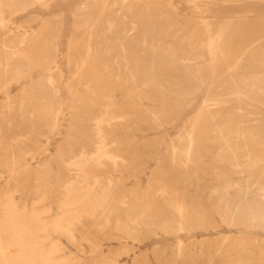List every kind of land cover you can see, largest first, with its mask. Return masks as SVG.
<instances>
[{
  "label": "rangeland",
  "instance_id": "obj_1",
  "mask_svg": "<svg viewBox=\"0 0 264 264\" xmlns=\"http://www.w3.org/2000/svg\"><path fill=\"white\" fill-rule=\"evenodd\" d=\"M18 2L0 3V59L11 41L20 66L7 87L9 101L0 94V194L47 227L62 214L79 213L60 205L66 190L85 195L90 212L79 215L69 235L48 228L45 248H56L49 264H264V226L215 210L227 182L249 181L252 191L264 185V90H246L254 75L264 79V0ZM205 24L212 27L210 48ZM39 81L48 104L40 114L22 113L30 111ZM248 199L258 201L254 192Z\"/></svg>",
  "mask_w": 264,
  "mask_h": 264
},
{
  "label": "bare ground",
  "instance_id": "obj_2",
  "mask_svg": "<svg viewBox=\"0 0 264 264\" xmlns=\"http://www.w3.org/2000/svg\"><path fill=\"white\" fill-rule=\"evenodd\" d=\"M122 1H124V0H122ZM239 1V0H238ZM22 2H25V1H22ZM191 2V1H190ZM0 3H5V4H18L19 2H18V0H0ZM26 3V2H25ZM114 3V2H113ZM112 3V4H113ZM32 5V4H31ZM131 6V5H130ZM128 7V6H127ZM111 8V7H110ZM129 8V7H128ZM127 9V8H126ZM129 11H130V9H128ZM127 10V11H128ZM121 11V10H120ZM130 14H128L127 13V16H129ZM123 19V18H122ZM138 20H141V19H138ZM200 21H201V19H199ZM204 20V19H203ZM106 21V20H105ZM123 21V20H122ZM160 22V21H159ZM205 22V21H204ZM111 23V22H110ZM203 23V22H202ZM122 24V23H121ZM113 25V24H112ZM133 26V25H132ZM175 26V25H174ZM205 26V32H207V36H208V46H209V48H210V46H212V44H213V38H212V36H211V28L207 25V24H205L204 25ZM109 27H111L110 25H109ZM130 27H131V25H130ZM141 27V26H140ZM153 27V26H152ZM197 27V26H196ZM151 28V27H150ZM156 28V27H155ZM195 28V27H194ZM109 29V28H108ZM124 29V28H123ZM130 30H131V28H129ZM182 29H183V27H182ZM196 29V28H195ZM73 31H75V30H73ZM107 31H109V30H107ZM148 31V30H147ZM159 31H161V30H159ZM179 31H180V29H179ZM178 31V32H179ZM193 31V30H192ZM195 31V30H194ZM198 31V30H197ZM50 32V31H49ZM78 32V31H77ZM92 32H93V30H92ZM162 32V31H161ZM217 32V31H216ZM108 33V32H107ZM123 33V32H122ZM132 33V32H131ZM159 33V32H158ZM193 33V32H192ZM215 33V32H214ZM51 34V33H50ZM157 34V33H156ZM216 34V33H215ZM147 35V34H146ZM145 35V36H146ZM178 35V34H177ZM205 35H206V33H205ZM76 36V35H75ZM98 36V35H97ZM97 36H95V37H97ZM100 36V35H99ZM98 36V37H99ZM116 36V35H115ZM144 36V37H145ZM168 36V35H167ZM166 36V37H167ZM46 37V36H45ZM110 37V36H109ZM124 37V36H123ZM142 37V36H141ZM148 37V36H147ZM196 37V36H195ZM79 38H80V36H79ZM112 37H110V39H111ZM122 38V37H121ZM154 38H157L156 36H153V39ZM168 38V37H167ZM173 38H174V36H173ZM189 39H190V41H191V38L190 37H188ZM192 38H194V37H192ZM206 38V37H205ZM113 39V38H112ZM115 39V38H114ZM118 39V38H117ZM175 39V38H174ZM104 40V39H103ZM102 40V41H103ZM146 40V39H145ZM150 40V39H149ZM193 40V39H192ZM94 41V40H93ZM107 41V40H106ZM110 41V40H109ZM112 41V44H113V40H111ZM116 41V40H115ZM114 41V42H115ZM143 41V40H142ZM157 41V40H156ZM187 41V40H186ZM98 42V41H97ZM155 42V41H154ZM160 42V41H159ZM192 42V41H191ZM194 42V41H193ZM20 43V42H19ZM92 43V42H91ZM106 43V42H105ZM122 43V42H121ZM142 43H144V42H142ZM107 44H108V41H107ZM111 44V43H110ZM118 44H119V42H118ZM158 44V43H157ZM187 44V43H186ZM189 44V43H188ZM100 45V44H99ZM153 45V44H152ZM165 45V44H164ZM192 45V44H191ZM200 45H201V43H200ZM199 45V46H200ZM203 45H207V44H204L203 43ZM93 46H94V44H93ZM93 46H89V48L90 47H93ZM110 46H112V45H110ZM109 46V47H110ZM193 46V45H192ZM192 46H187L188 48L189 47H192ZM198 46V47H199ZM214 46V45H213ZM95 47H97L96 45H95ZM105 47V46H104ZM118 47V46H117ZM123 47V46H122ZM127 47V46H126ZM153 47V46H152ZM151 47V48H152ZM162 47V46H161ZM88 48V47H87ZM125 47H123V49H124ZM128 48V47H127ZM170 48H172V47H170ZM202 48V47H201ZM205 48H207V47H205ZM92 49V48H91ZM93 49H94V47H93ZM99 49V48H98ZM144 49V48H143ZM153 49H154V47H153ZM187 49V48H186ZM193 49V48H192ZM2 53H3V55H2V58L0 59V66H5V69H4V71H2V70H0V94H2V95H4L6 98H7V100L9 101V96H8V91H9V89L7 88L8 87V85L11 83V82H13V81H17L18 80V78H17V76L19 75V73H20V66H19V64L16 62V58H17V54L19 53L18 51H17V49H16V46L14 45V43L13 42H11V41H5V43L3 44V47H2ZM95 50V49H94ZM107 51L109 50V49H106ZM112 50H114V48L112 49ZM172 50V49H171ZM102 51H104V50H102ZM110 51V50H109ZM141 51H143V50H141ZM178 51V50H177ZM184 51V50H183ZM214 51V50H213ZM114 52H115V50H114ZM122 52V51H121ZM128 52H130V51H128ZM132 52H133V50H132ZM192 52H195V50L194 51H192ZM87 53V52H86ZM95 53V52H94ZM111 53V52H110ZM109 52H108V54H110ZM116 53H118V52H116ZM138 53V52H137ZM143 53V52H142ZM44 54H46V53H44ZM48 54V53H47ZM107 54V53H106ZM121 54V53H120ZM126 54V53H125ZM184 54V53H183ZM191 54V53H190ZM189 54V55H190ZM219 54V53H218ZM21 55V54H20ZM49 55V54H48ZM118 55H119V53H118ZM40 56V55H39ZM38 56V57H39ZM93 56V55H92ZM127 56V55H126ZM201 56V55H200ZM220 56V55H219ZM20 57H23L22 55L21 56H19V58ZM41 57V56H40ZM39 57V58H40ZM104 57V56H103ZM102 57V58H103ZM114 57H115V54H114ZM118 58H119V56H117ZM128 57V56H127ZM196 57H197V55H196ZM46 58H47V56H46ZM45 58V59H46ZM96 58V57H95ZM106 58H107V56H106ZM113 58V57H112ZM111 58V59H112ZM116 58V57H115ZM159 58H160V56H159ZM181 58V57H180ZM189 58V57H188ZM198 58V57H197ZM253 58H255V57H253ZM43 59V58H42ZM161 59V58H160ZM199 59V58H198ZM208 59H210V58H208ZM256 59V58H255ZM259 59V58H258ZM52 60V59H51ZM99 60V59H98ZM119 60V59H118ZM120 60H121V56H120ZM123 60H125V59H123ZM40 61V60H39ZM183 61V60H182ZM181 61V62H182ZM210 61V60H209ZM9 62H12V65H10L9 64ZM46 62V61H45ZM48 62V61H47ZM99 62V61H98ZM104 62V61H103ZM112 62H113V60H112ZM121 62V61H120ZM122 62H124V61H122ZM126 62V61H125ZM162 62V61H161ZM184 62V61H183ZM260 62V61H259ZM100 63V62H99ZM116 63V62H115ZM114 63V64H115ZM117 63L119 64V62L117 61ZM116 63V64H117ZM185 63V62H184ZM257 63V62H256ZM96 64V63H95ZM101 64V63H100ZM115 64V65H116ZM123 64H125V63H123ZM155 64V63H154ZM161 64V63H160ZM259 64V63H258ZM10 65V66H9ZM22 65V64H21ZM36 65V64H35ZM99 65V64H98ZM105 65V64H104ZM111 65V64H110ZM156 65V64H155ZM158 65V64H157ZM174 65V64H173ZM102 66V65H101ZM106 66V65H105ZM119 66V65H118ZM121 66V65H120ZM129 66V65H128ZM149 66V65H148ZM117 67V66H116ZM77 68V67H76ZM118 68V67H117ZM105 69V68H104ZM103 69V70H104ZM145 69V68H144ZM162 69V68H161ZM227 69V68H226ZM234 69V68H233ZM117 70V69H116ZM163 70V69H162ZM165 70V69H164ZM228 70V69H227ZM119 71V70H118ZM132 71V70H131ZM117 72V71H116ZM233 72V71H232ZM76 73V72H75ZM106 73V72H105ZM210 74H211V72H210ZM109 75V74H108ZM116 75V74H115ZM118 76H119V74H117ZM144 75V74H143ZM153 75H155V74H153ZM158 75V74H157ZM229 75V74H228ZM25 76V75H24ZM149 76V75H148ZM148 76H146V77H148ZM226 76V75H225ZM21 77V76H20ZM171 77V76H170ZM211 77V76H210ZM22 78V77H21ZM119 78V77H118ZM130 78V77H129ZM132 78H134V77H132ZM176 78V77H175ZM226 78V77H225ZM127 79V78H126ZM131 79V78H130ZM227 79H229V78H227ZM232 79V78H231ZM134 80V79H133ZM144 80V79H143ZM179 80V79H178ZM131 81H132V79H131ZM154 81V80H153ZM230 81V80H229ZM156 82H157V80H156ZM232 82V81H231ZM32 83V82H31ZM171 83V82H170ZM230 83V82H229ZM46 83L44 82V81H39V82H36L35 84H34V86H33V94H32V96H31V98H30V100H29V104H28V108L30 109V111H21L22 113H28V114H30V113H35V114H40L41 112H42V110H44V107L48 104V97L46 96V93H45V88H46V85H45ZM222 84V83H221ZM224 84V83H223ZM233 84H234V82H233ZM145 85V84H144ZM154 85H157V83H154ZM154 85H152L153 87H154ZM158 85H159V83H158ZM157 85V86H158ZM225 85V84H224ZM235 86V85H234ZM149 87H151V86H149ZM156 87V86H155ZM220 87V86H219ZM121 88V87H120ZM130 88V87H129ZM146 88V87H145ZM168 87H166V89H167ZM11 89V88H10ZM158 90V88L156 87L155 88V91H157ZM163 89H164V87H163ZM166 89H164V90H166ZM175 89V88H174ZM209 89V88H208ZM154 90V89H153ZM246 90H247V92L248 93H254V92H259L260 90H264V79H262V78H258V77H256L255 75L252 77V78H250L248 81H247V84H246ZM168 91H169V89H168ZM171 91V90H170ZM218 91H220V90H218ZM175 92V91H174ZM173 92V93H174ZM177 92V91H176ZM21 93V92H20ZM223 93V92H222ZM261 93V92H260ZM11 94V93H10ZM9 94V95H10ZM31 94V93H30ZM161 94V93H160ZM183 94H185V92L183 93ZM182 94V95H183ZM220 94V93H219ZM237 94V93H236ZM239 94V93H238ZM258 94V93H257ZM20 95V94H19ZM130 95V94H129ZM175 95H176V93H175ZM180 95H181V93H180ZM187 95V94H186ZM189 95V94H188ZM262 95H264V94H262ZM27 96V95H26ZM25 96V97H26ZM144 96V95H143ZM150 96V95H149ZM184 96V95H183ZM207 96V95H206ZM252 96V95H251ZM23 97V96H22ZM25 97H23V98H25ZM137 97H138V95H137ZM220 97V96H219ZM5 98V99H6ZM20 98H21V96H20ZM136 98V97H135ZM260 98V97H259ZM103 99V98H102ZM105 99V98H104ZM211 99V98H210ZM76 100V99H75ZM137 100V99H136ZM135 100V101H136ZM209 100V99H208ZM247 100V99H246ZM137 102V101H136ZM4 103V102H3ZM24 103V102H23ZM76 103H77V101H76ZM140 103V102H139ZM179 103V102H178ZM181 103V102H180ZM203 103V102H202ZM6 104V103H5ZM7 104L8 105H10L8 102H7ZM53 104V103H52ZM19 105V104H18ZM119 105V104H118ZM20 106V105H19ZM239 107V106H238ZM237 107V108H238ZM20 108V107H19ZM84 109V108H83ZM239 109V108H238ZM32 110V111H31ZM176 110V109H175ZM178 110V109H177ZM205 111V110H204ZM47 112V111H46ZM206 112V111H205ZM242 112V111H241ZM153 113V112H152ZM207 113V112H206ZM236 113H237V111H236ZM239 113V112H238ZM57 114V113H56ZM99 114V113H98ZM104 114V113H103ZM241 114V113H240ZM152 115V114H151ZM199 115V114H198ZM56 116V115H55ZM247 116V115H246ZM193 117V116H192ZM37 118V117H36ZM56 118V117H55ZM239 118V117H238ZM30 119V118H29ZM57 119V118H56ZM118 119V118H117ZM116 119V120H117ZM122 119V118H121ZM156 119V118H155ZM196 119H197V117H196ZM101 120V119H100ZM100 120H98L99 122H101ZM193 120V119H192ZM195 120V119H194ZM114 121V120H113ZM113 121L111 120V122L113 123ZM122 121V120H121ZM94 123H96V121L94 122ZM93 123V124H94ZM109 124H111L110 123V121L108 122ZM107 123V124H108ZM121 123V122H120ZM158 123V122H157ZM52 124V123H51ZM97 124V123H96ZM99 124V126H100V123H98ZM191 124H193V122L191 123ZM212 124H213V122H212ZM240 124V123H239ZM32 125V124H31ZM195 125V124H194ZM214 125V124H213ZM222 125V124H221ZM251 125V124H250ZM94 126V125H93ZM98 126V125H97ZM112 126V125H111ZM193 126V125H192ZM240 126V125H239ZM238 126V127H239ZM120 127V126H119ZM45 128V127H44ZM96 128H98V127H96ZM191 128V127H190ZM214 128H215V126H214ZM95 129V128H94ZM105 129H106V127H105ZM107 129H108V127H107ZM241 129V128H240ZM98 131H99V129H97ZM96 130V131H97ZM101 131V130H100ZM190 131V130H189ZM207 131V130H206ZM182 132V131H181ZM211 132V131H210ZM100 133V132H99ZM97 134H98V132H97ZM219 134V133H218ZM99 135V134H98ZM101 135V134H100ZM99 135V136H100ZM103 135V134H102ZM186 135V134H185ZM189 135V134H188ZM98 136V138H99V140H101L100 139V137ZM179 136V135H178ZM220 137H221V140L223 141V139H222V135H219ZM189 137V136H188ZM97 138V137H96ZM95 139V138H94ZM183 139V138H182ZM189 139H191V138H189ZM205 139V138H204ZM258 139V138H257ZM180 140V139H179ZM184 140V139H183ZM225 140V139H224ZM244 141V140H243ZM257 141V140H256ZM104 142H105V140H104ZM103 142V143H104ZM180 142H182V141H180ZM189 142V141H188ZM195 142V141H194ZM245 142V141H244ZM102 143V142H101ZM101 143H99V144H101ZM102 143V144H103ZM179 143V142H178ZM234 143V142H233ZM262 143H264V141H262ZM97 144V143H96ZM101 144V145H102ZM125 144V143H124ZM173 144H174V141H173ZM172 144V145H173ZM227 145H229V143H226ZM251 144V143H250ZM90 145V144H89ZM189 145H191V144H189ZM232 145V144H231ZM99 146V145H98ZM97 146V147H98ZM116 146V145H115ZM225 146V145H224ZM239 146L241 147V145L239 144ZM95 147V146H94ZM102 148H103V146H101ZM175 147V146H174ZM185 146H183V148H184ZM227 147V146H226ZM238 147V146H237ZM243 147V146H242ZM258 147V146H257ZM0 148H2V147H0ZM99 148V147H98ZM101 148V149H102ZM177 149H178V147H176ZM187 148V147H186ZM189 148V147H188ZM244 148V147H243ZM259 148V147H258ZM97 149V148H96ZM105 149H109V148H105ZM81 150V149H80ZM98 151H99V149H97ZM97 150H96V152H97ZM186 150V149H185ZM189 150V149H188ZM106 151V150H105ZM96 152H95V154H96ZM101 152V151H100ZM102 152H103V150H102ZM170 152V151H169ZM245 152H247V151H245ZM98 153V152H97ZM103 153H105V152H103ZM103 153H102V155H103ZM175 153V149H174V152H173V154ZM177 153V152H176ZM182 153V152H181ZM184 153V152H183ZM217 153V152H216ZM100 154V153H99ZM173 154H170V155H173ZM187 154H188V152H187ZM78 155H80V154H78ZM81 155H82V153H81ZM90 155H93V154H90ZM89 155V156H90ZM98 155V154H97ZM24 156V155H23ZM85 155H83V157L82 158H85L84 157ZM99 156V155H98ZM108 156H110V155H108ZM108 156H107V158H108ZM174 156H175V154H174ZM188 156V155H187ZM248 157H249V155H247ZM259 156V155H258ZM257 156V157H258ZM260 156H264V154H262V155H260ZM91 157V156H90ZM172 156H170V158H171ZM176 157H177V155H176ZM181 157V156H180ZM231 157V156H230ZM253 157H255V156H253ZM252 157V158H253ZM22 158V157H21ZM26 158V157H25ZM93 157H91V159H92ZM94 158H96L95 157V155H94ZM93 158V159H94ZM167 158H169V157H167ZM175 158V157H174ZM211 158V157H210ZM232 158V160H235V158H233V157H231ZM97 159V158H96ZM101 159H102V156H101ZM100 159V160H101ZM111 159V158H110ZM114 159H116L115 157H114ZM113 159V160H114ZM121 159V158H120ZM181 159V158H180ZM186 160H187V158H185ZM192 159V158H191ZM218 159H220V158H218ZM221 159H223L224 161H226L227 159H228V155H227V153H225V154H223V155H221ZM220 159V160H221ZM245 159V158H244ZM243 159V160H244ZM249 159V158H248ZM247 159V160H248ZM86 160V159H85ZM84 160V161H85ZM95 160V159H94ZM103 160V159H102ZM112 160V159H111ZM119 160V159H118ZM172 160H173V158H172ZM172 160H171V162H172ZM176 160V159H175ZM183 160V159H182ZM217 160V159H216ZM241 160V159H240ZM246 160V159H245ZM116 161V160H115ZM168 161V160H167ZM169 161H170V159H169ZM168 161V162H169ZM177 161V160H176ZM228 161V160H227ZM231 161V160H230ZM239 161V160H238ZM260 161H262V160H260ZM260 161H258V162H260ZM26 162V161H25ZM105 162V161H104ZM117 162V161H116ZM124 162V161H123ZM173 162H174V160H173ZM184 162H185V160H184ZM187 162H188V160H187ZM244 162V161H243ZM253 162H256V161H253ZM97 163H99V162H97ZM110 164H111V162H109ZM113 163V162H112ZM119 163H120V160H119ZM122 163V162H121ZM120 163V164H121ZM170 163V162H169ZM181 163V162H180ZM182 163H183V161H182ZM202 163V162H201ZM235 163V162H234ZM245 163V162H244ZM248 163V162H247ZM261 163V162H260ZM125 164V163H124ZM214 164V163H213ZM112 165V164H111ZM116 165V164H115ZM172 165V164H171ZM180 165V164H179ZM179 165H177L178 167H179ZM182 165V164H181ZM185 165H186V163H185ZM216 165H218V163L216 164ZM225 165V164H224ZM236 166H237V164H235ZM234 165V166H235ZM248 165V164H247ZM253 165H255V164H253ZM32 166V165H31ZM101 166V165H100ZM170 166V165H169ZM187 166V165H186ZM233 166V165H232ZM232 166H231V169H232ZM235 166V167H236ZM112 167V166H111ZM115 167V166H114ZM126 167V166H125ZM175 167V166H174ZM228 167V166H227ZM249 167V166H248ZM167 169H168V167H166ZM172 168V167H171ZM176 168V167H175ZM175 168H174V170H175ZM41 169H42V167H41ZM113 169V168H112ZM176 169H178V168H176ZM180 169V168H179ZM238 169V168H237ZM237 169L235 170V171H237ZM173 170V169H172ZM182 170H185L184 168H182ZM195 170V169H194ZM159 171V170H158ZM262 171H264V169H262ZM172 172V171H171ZM217 172V171H216ZM239 172V171H238ZM159 173V172H158ZM175 173H178V172H175ZM223 173V172H222ZM242 173V172H241ZM10 174V176H12L13 175V173H9ZM68 174V173H67ZM173 174V173H172ZM194 174V173H193ZM184 175H185V173H184ZM205 175V174H204ZM222 175V174H221ZM182 176V175H181ZM186 177L188 176V174H186L185 175ZM193 176V175H192ZM184 177V176H183ZM185 177V178H186ZM74 178V177H73ZM109 178H111V176L109 177ZM177 178H178V176H177ZM86 179V178H85ZM167 179V178H166ZM171 179V178H170ZM249 179V178H248ZM84 180V179H83ZM93 180H94V178H93ZM108 180V179H107ZM107 180H106V182H107ZM174 180V179H173ZM247 180V179H246ZM74 181H75V179H74ZM81 181H82V179H81ZM95 181V180H94ZM97 181V180H96ZM100 181V180H99ZM155 181V180H154ZM158 181V180H157ZM180 181H181V178H180ZM196 181V180H195ZM70 182V181H69ZM173 182H175V180L173 181ZM73 183V182H72ZM93 183V182H92ZM95 183V182H94ZM165 183V182H164ZM250 183H251V181H250ZM83 184V183H82ZM90 184V183H89ZM96 184H98V183H96ZM108 184V183H107ZM106 184V185H107ZM160 184V183H159ZM180 184V183H179ZM76 185H77V183H76ZM79 185H81V184H79ZM87 185V184H86ZM85 185V186H86ZM93 185V184H92ZM157 185V184H156ZM64 186V185H63ZM67 186V185H66ZM78 186V185H77ZM110 186H111V184H110ZM175 186H176V184H175ZM190 186V185H189ZM79 187V186H78ZM107 187H108V185H107ZM162 188L163 187H165V186H161ZM177 187V186H176ZM63 188H65V186L63 187ZM80 188V187H79ZM94 188V187H93ZM104 188V187H103ZM102 188V189H103ZM84 189H87V188H85L84 187ZM92 189V188H91ZM90 189V190H91ZM105 189V188H104ZM107 189V188H106ZM109 189V188H108ZM164 189V188H163ZM61 191H62V189H60ZM82 190V193H83V189H81ZM80 190V191H81ZM90 190H89V192H90ZM93 190V189H92ZM169 190V189H168ZM88 191V190H87ZM106 191V190H105ZM159 191H160V189H159ZM34 192V191H33ZM64 192V191H63ZM108 192H110V190H108L107 191V193ZM164 192V191H163ZM163 192H162V195H164L163 194ZM184 192V191H183ZM254 192V194H255V196L257 197V199H258V201H257V203H253V201H255V200H253L252 201V203H250L249 202V199H248V197H249V195L250 194H252ZM85 193H88V192H85ZM91 193V192H90ZM105 193V192H104ZM106 193V194H107ZM156 193V192H155ZM154 193V194H155ZM166 193V192H165ZM176 193V192H175ZM210 193V192H209ZM143 194V193H142ZM141 194V195H142ZM171 194V193H170ZM177 194V193H176ZM10 195V194H9ZM8 194H6V193H1L0 194V264H39V263H43V264H49L52 260H53V256H54V254L56 253V248H49V249H47L46 250V248H45V242H46V240H47V233H48V228H50L51 230H53V231H55V232H60V233H62V234H68L69 235V233H70V229H71V227L76 223V221L79 219V215H84V217L87 215V214H89L90 212H88V210H87V205H89V204H87L85 201H86V197H85V195H82L81 193H78V192H76V193H74L73 191L71 192V191H69V190H66V193H65V195H64V199H63V201H62V204H60V205H63V206H66V207H68V206H77L78 208H79V213H76V214H72L71 212L69 213H65V214H62L60 217H58L57 219H55V220H53L52 221V223L47 227L46 225H44L43 224V222L39 219V217H37L36 215H24L23 213H21V212H19V211H17L16 209H15V207H14V203H13V201H12V199H11V197L9 196ZM62 195V194H61ZM156 195V194H155ZM174 195V194H173ZM213 195V194H212ZM39 196V195H38ZM43 196H45L44 194H43ZM135 196V195H134ZM143 196V195H142ZM141 196V197H142ZM146 196V195H145ZM151 196V195H150ZM166 196V195H165ZM164 196V197H165ZM182 197H183V195H181ZM96 197V196H95ZM101 197V196H100ZM133 197V196H132ZM144 197V196H143ZM142 197V198H143ZM171 197H173V196H171ZM216 197H218V199H217V209H215L216 210V212L217 213H219L220 215H228V217H229V215H233V214H235V213H237V214H239L240 215V218L242 217L243 219H247L249 222H250V224L251 225H253V227H256L255 226V224L256 225H259V226H264V185H262V184H258L257 186H256V188H255V190L254 191H252L251 190V185L249 184V181L247 182V181H245V180H242L241 182H239V183H235V182H227L225 185H222L221 186V190L219 191V193H218V195L216 196ZM41 198V197H40ZM107 198V197H106ZM124 198V197H123ZM134 198V197H133ZM168 197H166V199H167ZM174 198V197H173ZM175 198H176V195H175ZM43 199V198H42ZM93 199H94V196H93ZM96 199L97 198H95V201H96ZM100 198L98 197V200H99ZM102 199H103V197H102ZM101 199V200H102ZM145 199V198H144ZM169 199V198H168ZM253 199V198H252ZM39 200V199H38ZM97 200V201H98ZM106 200H108V198L106 199ZM128 200V199H127ZM126 200V201H127ZM135 200V199H134ZM141 200V199H140ZM161 200V199H160ZM42 201V200H41ZM104 201V200H103ZM124 201H125V199H124ZM125 201V202H126ZM129 201V200H128ZM164 201V200H163ZM167 201V200H166ZM169 201V200H168ZM167 201V202H168ZM196 201V200H195ZM106 202V201H105ZM145 202V201H144ZM152 202V201H151ZM210 202V201H209ZM37 203V202H36ZM61 203V202H60ZM101 203H103L102 201H101ZM136 203H137V200H136ZM138 203H140V201L138 202ZM142 203V202H141ZM146 203V202H145ZM171 203V202H170ZM207 203V202H206ZM35 204V203H34ZM96 204V203H95ZM95 204H93L92 206H94ZM98 204H99V201H98ZM104 204V203H103ZM150 204V203H149ZM163 204H164V202H163ZM97 205V204H96ZM114 205V204H113ZM139 205V204H138ZM165 205V204H164ZM167 205V204H166ZM168 205H169V203H168ZM173 205H174V202H173ZM183 205V204H182ZM188 205V204H187ZM125 206V205H124ZM135 206V205H134ZM141 206V205H140ZM177 206V208H178V204L176 205ZM90 207V206H89ZM102 207V206H101ZM133 207V206H132ZM146 207V206H145ZM166 207V206H165ZM168 207V206H167ZM169 207H171L170 205H169ZM189 207V206H188ZM195 207V206H194ZM199 207V206H198ZM91 208H93V207H91ZM95 208H97V207H95ZM123 208V207H122ZM128 208H130V207H128ZM127 208V209H128ZM180 208H184V206H182V207H179V209ZM192 208V207H191ZM197 208V207H196ZM200 208V207H199ZM101 209V208H100ZM141 209V208H140ZM140 209H138V210H140ZM144 209V208H143ZM143 209H142V211H143ZM148 209V208H147ZM173 208H171V210H172ZM176 209V208H175ZM193 209V208H192ZM191 209V210H192ZM203 209V208H202ZM204 209H206V208H204ZM92 210V209H91ZM129 210V209H128ZM131 210V209H130ZM136 210V209H135ZM137 210V211H138ZM197 210H200V209H197ZM114 211V210H113ZM141 211V212H142ZM149 211V210H148ZM160 211H163V210H160ZM180 211V210H179ZM179 211H177V212H179ZM185 211H186V209H185ZM200 211H203V210H200ZM199 211V212H200ZM127 212H129V211H127ZM140 212V213H141ZM157 212V211H156ZM173 212H174V210H173ZM186 212H188V211H186ZM203 212H205V211H203ZM202 212V213H203ZM102 213V212H101ZM122 213V212H121ZM130 213V212H129ZM131 213H132V215H133V213H134V210H132L131 211ZM159 213V212H158ZM175 213V212H174ZM180 213H182V212H180ZM189 213H191V212H189ZM201 213V214H202ZM217 213H215V214H217ZM94 214H96V212L94 213ZM109 214H110V212H109ZM137 214H139V213H137ZM143 214V213H142ZM168 214V213H167ZM176 214H179V213H176ZM186 214H188V213H186ZM193 214V213H192ZM199 214V213H198ZM204 214V213H203ZM202 214V215H203ZM213 214V213H212ZM219 214H218V216H219ZM91 215V214H90ZM90 215H89V217H90ZM102 215V214H101ZM136 215V214H135ZM158 215V214H157ZM157 215H155V216H157ZM160 215V214H159ZM173 215V214H172ZM181 215V214H180ZM179 215V216H180ZM182 217L181 218H185L184 217V212L182 213ZM202 215H200V216H202ZM41 217H42V215H40ZM126 216V215H125ZM128 216V218H125V219H129L130 218V223L132 224V222H131V215L129 214V215H127ZM126 216V217H127ZM134 216V215H133ZM140 216V215H139ZM138 216V217H139ZM145 216H146V214H145ZM162 217L164 216L165 217V215H163V213H162V215H161ZM169 216H170V213H169ZM174 216H176V215H174ZM137 217V216H136ZM136 217H135V219H136ZM167 217V216H166ZM177 217V216H176ZM188 217H192V216H189V214H188ZM195 217H196V214H195ZM222 217V216H221ZM119 218V217H118ZM141 218V217H140ZM156 218H158V217H156ZM186 218H187V216H186ZM202 218V217H201ZM205 218H207V217H205ZM90 219V218H89ZM93 219V218H92ZM134 219V217H133V220L132 221H134L135 220ZM144 219L146 220V218L144 217ZM161 219H163L164 220V218H161ZM160 219V220H161ZM166 219V218H165ZM168 219V218H167ZM166 219V220H167ZM170 219H171V217H170ZM173 219V218H172ZM190 219V218H189ZM188 219V220H189ZM203 219H204V217H203ZM230 219V218H229ZM106 220V219H105ZM145 220H143V221H145ZM163 220H162V222H163ZM165 220V221H166ZM174 220V219H173ZM193 220V219H192ZM242 220V219H241ZM107 221V220H106ZM105 221V222H106ZM137 221V220H136ZM136 221H135V223H136ZM147 221V220H146ZM151 221V220H150ZM154 221V220H153ZM171 221V220H170ZM169 221V222H170ZM181 221V220H180ZM183 221H184V219H183ZM190 221V220H189ZM186 222V221H184V223L186 222L187 224H189V226H190V222ZM197 221V220H196ZM206 221V220H205ZM232 221V220H231ZM231 221H230V223H231ZM243 221V220H242ZM155 222V221H154ZM159 222V221H158ZM161 222V221H160ZM159 222V223H160ZM168 222V224H169V226L171 225L172 226V224H171V222L169 223ZM175 222V221H174ZM203 222V221H202ZM78 223V222H77ZM139 223V222H138ZM138 223H136V225L138 224ZM148 223V222H147ZM158 223V225H160ZM183 223V222H182ZM183 223V224H184ZM199 223V222H198ZM102 224H103V221H102ZM105 224V223H104ZM125 224V223H124ZM128 224V223H127ZM146 224V223H145ZM153 224V223H152ZM155 225H156V223H154ZM141 225V224H140ZM139 225V226H140ZM142 225H143V223H142ZM150 225V224H149ZM180 225V224H179ZM185 225V224H184ZM228 225H229V222H228ZM100 226V225H99ZM98 226V227H99ZM104 226V225H103ZM106 226H109V224L107 225L106 224ZM116 226H118V225H116ZM121 226V225H120ZM123 226H125V225H123ZM123 226H122V228H123ZM138 226V225H137ZM168 227V228H172V227ZM177 226H178V224H177ZM186 226V225H185ZM188 225H187V227H189ZM193 226V225H192ZM213 226V225H212ZM225 226V225H224ZM234 226H236V225H234ZM119 227V226H118ZM117 227V228H118ZM136 227V226H135ZM156 227V226H155ZM173 227H174V225H173ZM191 227V226H190ZM189 227V228H190ZM238 227V226H237ZM243 227H248V226H243ZM101 228V227H100ZM121 228V229H122ZM130 227H128V229H129ZM159 228H162V227H159ZM167 228V229H168ZM177 228V227H176ZM119 229V228H118ZM131 229H132V226H131ZM135 229V228H134ZM164 229V228H163ZM212 229V228H211ZM245 229H247V228H245ZM250 229V228H249ZM255 229H257V228H255ZM124 231H126L125 229H123ZM137 230V229H136ZM139 230V229H138ZM166 230V229H165ZM169 230H171V229H169ZM173 230H174V228H173ZM261 230V229H260ZM262 230H264V229H262ZM123 231V233H125ZM172 231V230H171ZM117 232H119V231H117ZM122 232V231H121ZM120 232V233H121ZM127 232V231H126ZM139 232V231H138ZM117 234V233H116ZM127 234V233H126ZM135 234V233H134ZM126 236V235H125ZM249 241V240H248ZM251 241V240H250ZM74 242V241H73ZM180 243V242H179ZM242 243V242H241ZM241 243H239V244H241ZM239 244H238V246H239ZM180 245H181V243H180ZM253 245H255V244H253ZM178 246V245H177ZM220 246V245H219ZM175 247V246H174ZM216 247V246H215ZM241 247H242V245H241ZM195 248V247H194ZM233 248H234V246H233ZM243 248V247H242ZM199 249V248H198ZM234 249H236V248H234ZM239 249H240V246H239ZM12 250H14V252H15V254L13 255V256H11L10 255V253H11V251ZM179 252V251H178ZM249 253V252H248ZM177 254H179V253H177ZM224 255H225V253H224ZM227 255V254H226ZM240 255H242V254H240ZM242 257V256H241ZM177 259V258H176ZM175 259V260H176ZM62 260V259H61ZM241 260V259H240ZM65 261V260H64ZM249 261V260H248ZM247 261V262H248ZM253 261V260H252ZM63 262V261H62ZM259 262V261H258ZM244 263V262H243ZM245 264V263H244Z\"/></svg>",
  "mask_w": 264,
  "mask_h": 264
}]
</instances>
